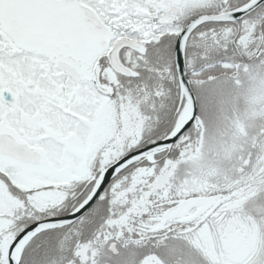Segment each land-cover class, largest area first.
I'll use <instances>...</instances> for the list:
<instances>
[{
    "label": "snow or ice",
    "instance_id": "snow-or-ice-1",
    "mask_svg": "<svg viewBox=\"0 0 264 264\" xmlns=\"http://www.w3.org/2000/svg\"><path fill=\"white\" fill-rule=\"evenodd\" d=\"M0 264H264V0H0Z\"/></svg>",
    "mask_w": 264,
    "mask_h": 264
}]
</instances>
